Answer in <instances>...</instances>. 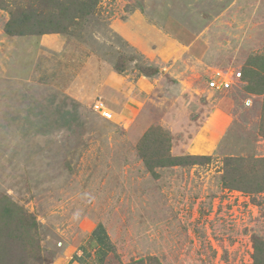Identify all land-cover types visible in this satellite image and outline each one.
<instances>
[{
	"label": "rangeland",
	"instance_id": "374dc122",
	"mask_svg": "<svg viewBox=\"0 0 264 264\" xmlns=\"http://www.w3.org/2000/svg\"><path fill=\"white\" fill-rule=\"evenodd\" d=\"M2 1L0 203L35 217L41 247L23 252L37 236L14 209L0 215L5 262L63 264L77 250L83 264H253L264 192L223 177L225 158H264V0H99L40 35L6 32L10 10L37 3ZM152 128L167 155L210 161L147 169L137 146ZM203 136L210 154L195 150ZM95 231L102 261L82 253Z\"/></svg>",
	"mask_w": 264,
	"mask_h": 264
},
{
	"label": "trees",
	"instance_id": "16d2710c",
	"mask_svg": "<svg viewBox=\"0 0 264 264\" xmlns=\"http://www.w3.org/2000/svg\"><path fill=\"white\" fill-rule=\"evenodd\" d=\"M2 1V0H1ZM36 7L28 9L14 8L10 10V20L6 26V32L10 35H40L49 33H60L68 29L73 21L78 18L87 16L96 11L99 0H33ZM0 7H5V3L0 2ZM252 65V64H251ZM119 70L122 67L119 65ZM249 82L254 81L252 77ZM254 85V84H253ZM250 89V88H249ZM251 91V90H249ZM261 94H264V87L261 89ZM169 139L161 134V129L152 128L142 137L137 146V151L141 159L144 160L147 169L151 170L156 167L165 166H185L187 161H192V164L207 163L210 161L208 156H187L184 158H176L167 155ZM224 169V184L227 189L238 190L250 194L264 192V158L256 160H245L239 158H225ZM250 163L248 173L244 170L247 164ZM9 202V201H8ZM1 205V203H0ZM20 216L15 215L14 223L18 229L26 228L31 231L32 235L37 236L36 246L27 244L23 246V252L41 253L39 226L32 214L24 218L21 213H24L22 208L16 206L13 202H9ZM2 212L0 215H11L14 209L7 205H1ZM25 214V213H24ZM12 216V215H11ZM22 216V217H21ZM1 217V216H0ZM2 218V217H1ZM5 219V218H3ZM3 233H0V264L5 262L10 257V248L7 239H4ZM30 249V251H29ZM28 251V252H27ZM264 256V242L255 241V257L253 264H264L262 259ZM261 256V258H260ZM146 260L142 259L135 264H146ZM160 264V263H159Z\"/></svg>",
	"mask_w": 264,
	"mask_h": 264
},
{
	"label": "crops",
	"instance_id": "0c3cea01",
	"mask_svg": "<svg viewBox=\"0 0 264 264\" xmlns=\"http://www.w3.org/2000/svg\"><path fill=\"white\" fill-rule=\"evenodd\" d=\"M212 79H210V85H211ZM219 80H222V79L220 78ZM228 80L230 81V79ZM212 143L213 142L210 139L203 136L196 143L197 148L195 150L202 154H210L212 152L211 151ZM83 252H84V256L86 254L94 252L95 257L96 256L99 257L100 260L102 261L104 256L109 252V242L105 238L104 234H102L100 231H95V233L93 235H90L88 240L82 246V253ZM79 256L80 255L79 253H77V250L75 252H72L71 254H66L64 255V258H63V264H83V261L79 259Z\"/></svg>",
	"mask_w": 264,
	"mask_h": 264
},
{
	"label": "built area",
	"instance_id": "2783aa9c",
	"mask_svg": "<svg viewBox=\"0 0 264 264\" xmlns=\"http://www.w3.org/2000/svg\"><path fill=\"white\" fill-rule=\"evenodd\" d=\"M237 77H240L241 74L240 72H238L237 74ZM211 86L215 89H229L231 88V82L229 80H219L217 78H213L211 80Z\"/></svg>",
	"mask_w": 264,
	"mask_h": 264
}]
</instances>
